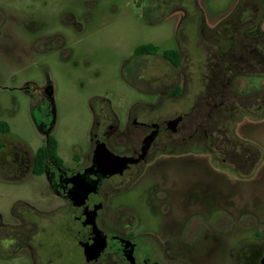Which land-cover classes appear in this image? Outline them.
<instances>
[{"label":"flooded vegetation","instance_id":"af4514ba","mask_svg":"<svg viewBox=\"0 0 264 264\" xmlns=\"http://www.w3.org/2000/svg\"><path fill=\"white\" fill-rule=\"evenodd\" d=\"M146 1L144 20L148 24H160L175 12H153L150 0ZM7 3L0 0V97L4 98L11 81L25 79L17 90L29 98L30 117L44 136L43 147L52 142L55 148L53 154L39 153L43 147L34 152L27 142L13 139L9 119L14 112L2 101L0 172L4 179L33 183L42 206L49 197L55 200L48 209L19 201L12 211V225L0 215V264L19 256V264H186V255L192 258L193 253L213 244L216 239L210 233L216 229L214 214L218 208L208 188L212 184L169 171L185 155L205 153L216 167L247 178L244 169L250 146L236 135L235 124L241 116L264 118V113L253 116L262 112V107L251 101L247 106L246 102L257 96L252 91L244 94L236 83L264 79V34L253 35L262 21L261 1L256 10L252 9L257 16L232 23L236 27H231L232 33L224 39L219 27L231 18L211 32L212 39L200 19L192 30L180 27L173 46L150 39L139 42L122 60L119 76L147 85L146 100L136 103L122 121L109 101L96 97L91 104L89 141L67 160L59 156L54 136L56 108L51 76L47 71L46 85L41 87L31 71L26 73L24 69L26 56L34 59L59 53L69 60L74 51L64 32H54L50 25L33 17L28 22L19 17L10 29ZM167 4L165 0L155 9H168ZM180 7L178 10H182ZM189 16L186 11L182 23ZM90 17L79 20L68 12L62 15V22L79 34L84 33ZM15 33L30 41L17 54L9 46L10 36ZM237 37L244 41L241 46L236 44ZM202 41L208 49L205 52L213 58L206 62L209 75L208 80L204 79V88L192 96ZM83 55L88 63V54ZM258 99L261 101L259 94ZM37 110L42 115L39 119ZM49 115L51 121H43ZM90 185L96 186L101 206L92 233L87 230L86 220L92 208ZM130 195L133 203L125 201ZM119 199L124 201L118 203ZM141 209L160 213L171 229L159 236L139 233ZM196 217L204 219L195 228L199 234L189 240L184 234ZM78 224L82 232L79 238L71 232V226ZM203 226L207 229L201 234ZM260 238L257 235L254 239ZM240 241L230 247V264H264V246L256 249L255 241ZM167 248L173 251L172 260Z\"/></svg>","mask_w":264,"mask_h":264},{"label":"rangeland","instance_id":"374dc122","mask_svg":"<svg viewBox=\"0 0 264 264\" xmlns=\"http://www.w3.org/2000/svg\"><path fill=\"white\" fill-rule=\"evenodd\" d=\"M163 1L165 0H150L149 5L153 7V12H175L160 24L151 25L144 20L148 12L146 0H8L10 29L15 27L19 17L25 18L26 22L33 17L45 25H50L54 32H64L74 51L73 57L69 60H65L59 53L47 57H34V59L25 57L24 71L26 73L31 71L34 80L41 87L46 85L47 71L51 76L56 108L53 121L54 136L59 143L58 154L63 160H67L77 150L84 148L89 141L93 120L91 104L96 97L109 101L122 121L126 120L127 113L136 103L146 100L147 85L129 82L119 76L122 60L132 53L139 42L150 39L168 47L173 46L179 28L192 30L198 27L200 19L202 28L205 27L206 34L212 39L211 32L231 18L219 27L224 33L222 36L224 39L232 33L231 27H236L232 23L236 21L242 23L247 18L257 16L258 13L252 9L256 10L258 1H261V8L263 7L262 21L253 35L264 34V0H166L168 9H155ZM178 7L182 10H178ZM186 11L191 16L182 23ZM68 12L79 20L91 15V22L86 25L84 33L76 34L71 27H65L62 15ZM238 38L236 44L241 46L244 41ZM25 43L30 44V41L24 40L23 35L11 34L9 46L16 54L21 53ZM204 44L202 41L199 55L198 71L201 78L196 73L192 84V96L194 93L198 94L200 88H204V79L208 80L206 62L210 57L213 58V54L205 52L208 49ZM222 45L226 51L225 42ZM84 53L88 54L86 59L88 63L83 60ZM80 55H83L82 58ZM33 61L35 63H32ZM24 81L25 79L22 78L11 81L9 90L4 98L0 97V102L3 101L6 108L14 112L9 119L13 139L27 142L36 152L44 146L45 139L30 117L29 98L24 97L17 90ZM236 86L245 90L244 94L252 91L257 96L246 102L247 106L253 102L256 107H262V112L260 110L256 112L254 107L256 115L253 116L264 113V79H243L238 81ZM246 87L248 89H245ZM258 94L261 101L258 99ZM190 100L193 102V98H189ZM42 107L46 108L45 103ZM36 116L38 119L42 116L40 111H36ZM51 119L49 115L43 121L50 122ZM235 132L250 146L247 150L249 161L244 169L247 178H242L231 170L216 167L211 156L205 153L185 155L180 159V163L172 164L169 171L181 173L186 179L195 176L201 181L212 184V186L208 185V188L215 195L218 208L214 214V219L218 220L216 229L210 233L216 240L213 244L193 253L192 258L186 255V264H230L229 251L236 240H242L240 244H251L255 241L256 249L264 246V118L241 116L235 124ZM3 176L0 172V215L5 222L14 224L12 211L19 201L31 202L45 209L53 204L55 199L49 197L46 206H42L43 202L33 189L35 185L30 181L7 180ZM203 194L201 193V197ZM127 200L133 203V196H128L125 201ZM119 201L124 200H117L118 203ZM138 213L139 233L159 236L171 229L160 213L154 215L143 209L138 210ZM202 219L204 218L196 217L192 220V224L187 228L189 231H186L184 236L189 240L197 236L199 233L195 232V228ZM206 229L203 226L200 230L201 234ZM257 235H261V238L254 239ZM167 254L172 260L171 248H167ZM12 258L5 264H19L20 256Z\"/></svg>","mask_w":264,"mask_h":264},{"label":"water","instance_id":"95a60500","mask_svg":"<svg viewBox=\"0 0 264 264\" xmlns=\"http://www.w3.org/2000/svg\"><path fill=\"white\" fill-rule=\"evenodd\" d=\"M91 187H89V197H90V205L92 206V208L89 210V217H86L87 220V227H88V232L92 233V231L95 229L96 226V218L100 212V204H99V198H97L96 195V186L94 185H90ZM78 228V230H76ZM82 230V228H81ZM86 230V231H87ZM71 232L75 237H80L82 236V232H79V224L76 226H71Z\"/></svg>","mask_w":264,"mask_h":264},{"label":"trees","instance_id":"16d2710c","mask_svg":"<svg viewBox=\"0 0 264 264\" xmlns=\"http://www.w3.org/2000/svg\"><path fill=\"white\" fill-rule=\"evenodd\" d=\"M55 144H52V142H50L46 147H43L41 151H39V153H43V152H47V154H53L54 151V147Z\"/></svg>","mask_w":264,"mask_h":264}]
</instances>
